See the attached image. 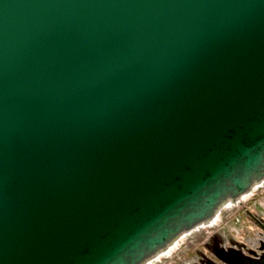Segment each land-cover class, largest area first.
Segmentation results:
<instances>
[{
  "label": "water",
  "instance_id": "water-1",
  "mask_svg": "<svg viewBox=\"0 0 264 264\" xmlns=\"http://www.w3.org/2000/svg\"><path fill=\"white\" fill-rule=\"evenodd\" d=\"M263 179L264 0H0V264H143Z\"/></svg>",
  "mask_w": 264,
  "mask_h": 264
},
{
  "label": "rangeland",
  "instance_id": "rangeland-1",
  "mask_svg": "<svg viewBox=\"0 0 264 264\" xmlns=\"http://www.w3.org/2000/svg\"><path fill=\"white\" fill-rule=\"evenodd\" d=\"M251 214H257L264 218V187L257 190L250 199L239 206L225 209L218 225L210 229H203L190 236L172 256L164 257L160 264H184L186 261L194 260L198 251L199 255L200 252H203L212 256L206 243L215 233L232 235L240 242L248 245L257 243L261 246V239L258 238H260V233L264 232V228L251 218Z\"/></svg>",
  "mask_w": 264,
  "mask_h": 264
},
{
  "label": "bare ground",
  "instance_id": "bare-ground-1",
  "mask_svg": "<svg viewBox=\"0 0 264 264\" xmlns=\"http://www.w3.org/2000/svg\"><path fill=\"white\" fill-rule=\"evenodd\" d=\"M264 187V179L260 182L255 183L252 188L246 192L245 194H242L236 201L228 200L226 201L220 209L215 213V215L210 218L208 221L200 223L198 226L193 228L192 230H189L188 232H184L181 235H179L175 240H173L165 249L161 250L159 253L148 259L145 263L143 264H160V262L163 260L164 257H170L173 255V253L181 246V244L188 239L190 236L202 231L203 229H210L215 227L216 225L219 224L221 220V215L225 209H232L246 200L250 199V197L260 188ZM262 238V239H261ZM210 239H216L215 235L210 237ZM260 243L264 241V234L261 235L259 238ZM231 239H229L230 241ZM227 241L228 239H218V242L223 245L227 246ZM250 249H254L257 253V256H261L264 253V248H261L259 244L255 243L252 245L245 246L243 249L244 251H249ZM200 256V255H199ZM201 259V258H200ZM205 258L203 257L202 261H200L201 264H206V261H204Z\"/></svg>",
  "mask_w": 264,
  "mask_h": 264
},
{
  "label": "flooded vegetation",
  "instance_id": "flooded-vegetation-1",
  "mask_svg": "<svg viewBox=\"0 0 264 264\" xmlns=\"http://www.w3.org/2000/svg\"><path fill=\"white\" fill-rule=\"evenodd\" d=\"M255 194V193H254ZM253 194V195H254ZM251 216V218L252 219H254V221H256L257 223H259L261 226H263L264 225V218H262V217H260L259 215H257V214H251L250 215ZM264 227V226H263ZM262 234H264V232H261L260 233V237H261V235ZM215 235V237H216V239H228V241H229V239H231V240H234V241H237V242H239V243H241V245H233V244H231V242L229 241V243H227V246L225 247V246H223V245H221L219 242H218V240L216 241L217 243L215 244V242L213 241V242H210L209 243V247L211 248H214L215 249V247L216 246H218V248L219 247H225V248H231V249H234L235 251L237 250L239 253H241V254H243V255H246V256H250V257H253V258H262L263 256H264V253L261 255V256H257V253H256V255H253V253L252 252H250V250H253V251H255L254 249H250L249 251H244L243 249L245 248V246H247V243H244V242H240V241H238V240H236V238L234 237V236H232V235H226V234H224V235H221V234H219V233H215L214 234ZM210 239V238H209ZM259 239V238H258ZM262 239V238H261ZM263 242V241H262ZM262 242H261V244H262ZM244 246H243V245ZM262 246V245H261ZM262 248H264V245L262 246ZM229 251V250H228ZM211 252V251H210ZM229 252H233V251H229ZM256 252V251H255ZM211 255L212 256H209V255H207L206 253H203V252H200V256H199V251H198V253H197V257L194 259V260H189V261H186L184 264H201L200 263V261H202V259H203V257L205 258V260L204 261H206V264H213V262H212V260L213 261H215V262H217V263H219V264H222L221 263V261L219 260V259H217V257H216V255L214 254V253H212L211 252ZM201 258V259H200Z\"/></svg>",
  "mask_w": 264,
  "mask_h": 264
}]
</instances>
